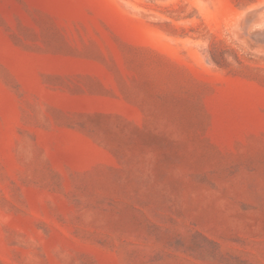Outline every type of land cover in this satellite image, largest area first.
<instances>
[{"label": "rangeland", "instance_id": "rangeland-1", "mask_svg": "<svg viewBox=\"0 0 264 264\" xmlns=\"http://www.w3.org/2000/svg\"><path fill=\"white\" fill-rule=\"evenodd\" d=\"M0 264H264V0H0Z\"/></svg>", "mask_w": 264, "mask_h": 264}]
</instances>
